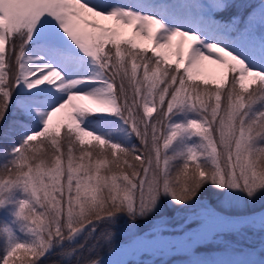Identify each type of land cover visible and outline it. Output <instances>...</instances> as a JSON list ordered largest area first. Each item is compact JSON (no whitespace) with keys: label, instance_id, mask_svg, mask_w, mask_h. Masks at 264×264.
<instances>
[{"label":"snow or ice","instance_id":"obj_1","mask_svg":"<svg viewBox=\"0 0 264 264\" xmlns=\"http://www.w3.org/2000/svg\"><path fill=\"white\" fill-rule=\"evenodd\" d=\"M173 256L264 264V0H0V264Z\"/></svg>","mask_w":264,"mask_h":264},{"label":"rangeland","instance_id":"obj_2","mask_svg":"<svg viewBox=\"0 0 264 264\" xmlns=\"http://www.w3.org/2000/svg\"><path fill=\"white\" fill-rule=\"evenodd\" d=\"M106 23H110V22H106ZM131 32H132V29H126V30H125L126 35H130ZM143 43H144L146 46L151 47V44H150L149 42L144 41ZM85 103H87V102H85ZM60 115H62V114H60ZM165 215L172 216V215H174V213H172L171 210H166ZM137 225H138V231H139V232H141L142 230H145V229H148V228L152 227V225H151L150 223H146L145 221H138V222H137ZM122 228H123V222H122ZM166 235H168V233H166ZM169 237H171V236L169 235ZM125 238H126V237H123V236H122V239H125ZM225 239H226L227 241H231V242H233V243H236V242H237V238L234 237V236H227V237H225ZM256 242H258V241H256ZM240 243H242V244H244L245 246H247V241H246V240H245V241H240ZM203 254H204V255H213V256H215V255L220 256V255H221V253H220L219 251H212V252H207V253H203ZM143 258H144V259H149V258H151V257L144 256ZM183 258H184V257H182V256H173V257H169V258H167V259H168L169 264H175V261H176V260H180V259H183ZM132 259H133V258H132Z\"/></svg>","mask_w":264,"mask_h":264},{"label":"water","instance_id":"obj_3","mask_svg":"<svg viewBox=\"0 0 264 264\" xmlns=\"http://www.w3.org/2000/svg\"><path fill=\"white\" fill-rule=\"evenodd\" d=\"M150 228H151V227H150ZM150 228L145 229V230H142L141 232H147V231H149Z\"/></svg>","mask_w":264,"mask_h":264},{"label":"bare ground","instance_id":"obj_4","mask_svg":"<svg viewBox=\"0 0 264 264\" xmlns=\"http://www.w3.org/2000/svg\"><path fill=\"white\" fill-rule=\"evenodd\" d=\"M169 238H172V237H169ZM132 258H133V257H131V256H130V257H127V259H132ZM118 259H119V258H118Z\"/></svg>","mask_w":264,"mask_h":264}]
</instances>
